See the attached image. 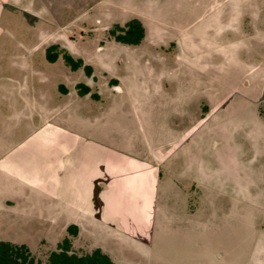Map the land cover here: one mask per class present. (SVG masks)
<instances>
[{
    "label": "crops",
    "instance_id": "0c3cea01",
    "mask_svg": "<svg viewBox=\"0 0 264 264\" xmlns=\"http://www.w3.org/2000/svg\"><path fill=\"white\" fill-rule=\"evenodd\" d=\"M18 1L0 0V120L7 127L0 131V216H41L47 212L50 225H62L66 230L70 225L77 227L72 238L74 250L81 241L91 249L100 248L116 264H135L120 256L119 245L142 249L149 259L160 248L164 263L173 258L175 264H250L247 228L242 224L246 214H240L239 238L234 242L212 240L198 232L204 225L201 216L215 213L216 201L223 192L212 190L211 165L202 162L211 152L201 158L194 154L200 142L210 146L214 130L207 123L232 99L230 92L220 94L218 85L225 86L231 68L242 63L238 57L241 49L250 52V39L264 47V30L258 26L264 18L263 2L234 0L225 16L223 6L218 5L206 21L199 16L175 35L162 30L155 19L133 17L144 27V37L136 46L144 42L159 49V69L150 62L142 63L137 50L129 48L134 45L110 39L130 51L125 68L134 75L127 79L116 73L121 59L115 57L102 56L94 65L81 55H72L91 67V75L83 67L72 69L61 55L45 64V69L34 63L28 54L41 48L46 54L50 45L69 53L72 39L59 33L49 36V43L27 46L4 24L5 12L18 7ZM23 9L28 20L37 18L34 6ZM248 10L255 25L253 32L240 25L248 19ZM230 34L240 36V43L234 48L220 46L219 51L207 52L197 40L198 35L214 42L227 35L225 40H231ZM10 44L17 48L10 49ZM96 67L103 74V82L97 81ZM143 69L159 73L156 79L145 77L153 82H143L137 76ZM185 73L193 76L189 83L182 81ZM165 77L175 84L173 92L163 83ZM100 83L109 92H125L127 97L112 95L111 106L99 108L91 93L100 98L98 90L94 91ZM78 84L88 86L90 92L81 95ZM185 84L191 93H186ZM154 89L165 107L160 128L153 122L152 107L147 106L153 101ZM258 92L245 97L253 101V112L264 128ZM197 96L207 97L206 105L200 106L198 124L189 130L172 125L170 118L183 119L185 105ZM125 102L129 105L127 112L122 107ZM95 106L98 110L93 114ZM122 113L132 129L125 128L119 116ZM17 129L23 134L13 139ZM202 129L200 139L196 138ZM192 199L196 201L193 204ZM255 262L260 264L257 258Z\"/></svg>",
    "mask_w": 264,
    "mask_h": 264
},
{
    "label": "rangeland",
    "instance_id": "374dc122",
    "mask_svg": "<svg viewBox=\"0 0 264 264\" xmlns=\"http://www.w3.org/2000/svg\"><path fill=\"white\" fill-rule=\"evenodd\" d=\"M258 1L263 2L264 11V0ZM232 2L235 1L19 0L17 2L18 7H10L5 12L4 24L15 37L23 39L29 47L36 43H40V46L44 45L52 41L48 38L49 36L66 33L72 39V45L67 47L71 55L74 57L81 55L94 65L100 61L102 56L110 59L112 57L120 58L121 64H117L116 73L118 76L129 79L131 75H134L127 72L125 68V63L130 59V51L122 44L108 39V29L115 24L123 25L133 17H146L150 20L155 19L160 23L159 26L162 30L175 35L185 24L198 19L199 16L203 21H206L205 18L210 16L211 13L213 14V9H218V5L223 6L222 14L227 15L231 10L230 3ZM26 6H34L38 15L37 18L32 21L27 19L28 14H25L23 9ZM248 13V19H244L243 24L240 25L253 32L255 25L252 22L251 11L248 10ZM262 21V23L259 21L258 26L264 30V18ZM213 31L212 27L211 34H213ZM226 37L214 42L208 36L203 35L201 37L198 35L197 40L201 49L207 52L217 49L219 51L221 47L234 48L236 44L240 43V36L230 34L231 40H225ZM247 43L250 46V52L246 53L244 48L241 49L238 57L242 60V63L231 68L225 80L227 81L225 86L218 85V92L222 95L230 92L232 99L217 110V113L207 123V127L214 130V136L212 135L214 138L211 136L210 146L206 144L207 142L204 143L205 141L200 142V147L197 148L194 154L196 157L201 158L202 154L207 151L211 152V155L205 154L202 162L211 165L209 168L214 187H212V190L218 194L223 192L222 198L216 201L214 211L217 214L213 211L204 213L201 216L204 225L198 228V232L203 237L209 235L212 240L234 242L239 238L237 234L239 228L237 227L241 225L240 214H246L247 220H243L242 224L247 228L245 238L248 243V261L250 264H255L257 258V260H260V264H264V128L262 127L263 124L261 126V118L253 112L255 109L253 101L245 97L254 96V91L259 90L261 94L258 101L259 109L264 107V47L262 48L252 39L248 40ZM9 48L14 49L17 47L10 44ZM129 48L137 50V53L141 55L142 63L150 62L154 68L159 69L157 60L159 49L157 51L144 42L139 46L134 45ZM41 49L28 54V57L45 69V64L49 65L50 62H48L45 52ZM216 58L220 60V57ZM158 73L159 71L148 73L143 69L137 76L140 81L144 82L147 79L149 82H153L152 79H156L155 75ZM96 75L97 81H104L103 74L98 67H96ZM148 75L152 79L145 78ZM192 79L191 74L185 73L182 81L189 83V80ZM168 80L166 77L163 78V83L166 84L170 92H173L175 84ZM245 82H248L250 87L246 86ZM185 89L186 93L192 91L188 85ZM97 90L100 98L94 99L98 101L99 108L104 107L106 109L110 107L112 95L127 97L125 92H117L118 94L109 92L101 83L98 88H94V91ZM140 91L143 94L141 92L139 94L144 95V89H140ZM151 96L153 101L148 102L147 106L152 107L153 122L156 127L160 128L162 119L165 116V107L160 103L159 91L154 89ZM205 102H207V97L203 96H197L194 100H190L185 105L183 119L180 117L178 119L175 117L170 118L171 124L186 130L196 126L198 124L196 119L201 113L200 106L202 103L206 105ZM122 107L123 111H129L127 102L122 104ZM94 108L93 114L98 110L96 106ZM125 115L123 113L119 115L121 121L125 128H131L130 121L124 120ZM6 128L0 120V131L4 132L7 130ZM203 131L204 129L200 130L195 135L196 138L200 139L199 135ZM22 134L23 130L17 129L13 139L20 138ZM136 144L140 145L139 139ZM216 146H218V150H215ZM2 182L3 177L0 175V183ZM191 202L193 204L196 201L192 199ZM171 203L177 204L176 200H171ZM206 203L207 200L204 202L205 208ZM45 213L41 216H0V240L27 244L39 263L45 264L50 250L55 249L56 244L68 234L66 228L62 225H50L47 212ZM83 245L81 241L76 243L75 251L84 253L92 250L90 245ZM119 247L117 252L120 256L127 261L131 260L135 264H175V260L171 261L173 258L169 259V263L168 261L165 263L161 261L165 256H161L162 250L160 248H157L154 251L153 258L149 259L142 249L139 250L124 245H119ZM165 253H167L166 249ZM166 257H168V254Z\"/></svg>",
    "mask_w": 264,
    "mask_h": 264
},
{
    "label": "trees",
    "instance_id": "16d2710c",
    "mask_svg": "<svg viewBox=\"0 0 264 264\" xmlns=\"http://www.w3.org/2000/svg\"><path fill=\"white\" fill-rule=\"evenodd\" d=\"M107 37L116 42L136 45L144 37V27L138 18H131L124 25L115 24L107 30ZM61 55L64 62L72 69L83 67L87 75H91V67L84 65L81 59H75L58 45H50L46 48V58L54 62ZM113 83V81H112ZM81 95L90 92V88L84 84L77 85ZM91 96L96 98L94 93ZM260 114L264 117V107H260ZM68 234L60 240L55 249L50 250L45 264H116L111 257L100 248H94L89 252L78 253L72 248V238L77 234V227L70 225ZM0 264H40L30 248L24 243L0 240Z\"/></svg>",
    "mask_w": 264,
    "mask_h": 264
}]
</instances>
